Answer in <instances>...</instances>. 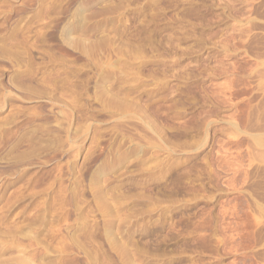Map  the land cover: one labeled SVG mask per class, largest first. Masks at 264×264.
<instances>
[{
  "label": "rangeland",
  "instance_id": "374dc122",
  "mask_svg": "<svg viewBox=\"0 0 264 264\" xmlns=\"http://www.w3.org/2000/svg\"><path fill=\"white\" fill-rule=\"evenodd\" d=\"M0 264H264V0H0Z\"/></svg>",
  "mask_w": 264,
  "mask_h": 264
}]
</instances>
